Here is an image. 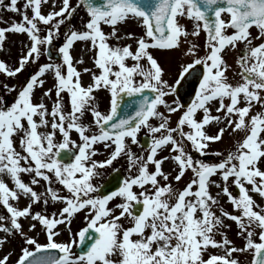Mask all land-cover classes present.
I'll use <instances>...</instances> for the list:
<instances>
[{
	"label": "snow or ice",
	"instance_id": "snow-or-ice-1",
	"mask_svg": "<svg viewBox=\"0 0 264 264\" xmlns=\"http://www.w3.org/2000/svg\"><path fill=\"white\" fill-rule=\"evenodd\" d=\"M45 4L50 7L47 13L42 12ZM81 5L89 19L82 30L69 28L63 33L58 47L61 62L38 65L19 90L4 85L17 95L10 105L3 104L0 97V206L8 214L0 215V232L6 234L0 238V247L9 235L19 233L24 238L25 246L15 264H239L233 254L245 252L252 256L250 264H264V205L250 194L264 199V169L260 167L264 163V0H79L75 6L71 0H60L58 9L56 0H24L22 7L18 0H0V10L21 17L19 22L0 27V48L7 32L26 34L30 42L18 66L11 68L0 61V72L15 77L49 52L61 36V26L70 22ZM181 19L192 22L191 32ZM129 20L143 29V35L135 38V50L131 44L110 45L109 39L133 38V33L118 35V25ZM40 25L45 26L43 35ZM104 25L110 32L105 33ZM253 26L258 30L255 36ZM201 31L206 36L202 56L198 45L188 42L189 36L198 37ZM254 40L261 42L254 45ZM77 41L86 42L95 51L93 64L98 73L75 66L71 49ZM182 43H189L183 55L191 59L180 64L170 83L151 50L178 51ZM240 43L244 48L236 63L241 79L233 84L226 75L229 65L224 52ZM129 59L132 64L127 63ZM198 65L202 66L199 73ZM49 72L55 83L43 96L51 99L54 95L51 109L43 99L33 102L34 90L43 87V77ZM82 72L91 75L87 86L81 81ZM189 76H195L198 87L191 102L182 104L178 93ZM100 89L110 94L107 112L95 103L94 93ZM125 97L134 98L127 105L130 112L123 111ZM213 104L217 105L216 114ZM256 105L261 110L252 114ZM161 106L167 115L160 111ZM86 112L91 114L90 123L83 122ZM174 113L180 114L173 127ZM153 118L159 123L154 125ZM222 122L224 127L216 134H208L207 126ZM226 128L244 136L226 155L217 152L216 162L194 160L185 150V144L190 143L192 149L205 153L210 142L222 139ZM142 129L151 134L143 155L130 146L139 143ZM73 132L79 142L72 138ZM15 137H19L20 151ZM98 144L108 151L104 160L94 159ZM166 148L169 155L158 158ZM121 156L126 158L129 172L135 169V174L125 177L116 190L97 195L100 189L94 178ZM167 160L176 166L172 177L176 182L191 171L183 189L173 188L164 172L162 165ZM23 174L30 182L22 179ZM4 175L13 187L4 181ZM213 176H219L220 182ZM41 181L45 182L43 193L35 188ZM229 182L238 189L237 195L229 190ZM211 186L220 192L213 195ZM62 191L67 194L61 195ZM221 193L239 214L222 207L220 215L216 214ZM21 197L28 201L24 207L13 203ZM117 198L120 202L109 207ZM50 202L62 207L50 214L33 211L34 204L46 209ZM82 210L87 224L71 234V220ZM21 218L36 221L30 228L35 229L38 223L46 242L28 236ZM224 218L236 223L238 235L245 241L243 247L234 246L220 232ZM60 225L70 232L67 241L56 239ZM218 233L223 239L214 238ZM86 241H91L86 249L81 248L78 254L73 251ZM209 246L220 253L205 258ZM9 255L0 258V264H8Z\"/></svg>",
	"mask_w": 264,
	"mask_h": 264
},
{
	"label": "rangeland",
	"instance_id": "rangeland-1",
	"mask_svg": "<svg viewBox=\"0 0 264 264\" xmlns=\"http://www.w3.org/2000/svg\"><path fill=\"white\" fill-rule=\"evenodd\" d=\"M8 0H5V3H7ZM19 6L22 7L24 0H18ZM49 3H51V0H49ZM71 3L73 6L77 5L79 3V0H71ZM56 6L57 9L60 6V0H56ZM50 10V7L48 4L42 5V12L47 13ZM30 14V13H29ZM0 16L3 17L2 20H0V27H8L12 22H19L21 20V17L18 14L9 12L7 10H0ZM89 19L86 10L84 7L81 5L76 13L73 15L71 18L70 22H66V26L62 25L61 26V36L53 41V44L50 46V51L47 53H43L39 60L34 62V63H29L26 65L25 69L22 70V72L18 73L15 77H8L6 76L3 72H0V97H2V103L5 105H10L11 103L14 102L17 91H11L9 92L7 89H5L4 85L7 84L8 86L12 87L15 86L17 90L22 87L27 79L30 78V75L33 74L35 71L38 69V65L44 64V63H60L61 62V57L58 54V47L62 45L64 36L63 33L68 31L69 28H74L77 30H82L83 24L87 22ZM180 23L183 24L189 32L192 31V22L187 19H181ZM42 32L41 34H45L43 29L45 28L44 25H40ZM118 35L121 37H125L127 33H133V38L132 39H127L123 38L119 41L115 39H109V44L110 45H120L123 46L125 44H131L132 49L135 50L136 48V43H135V38L139 37L140 35H143V29L140 27L135 20H129L126 23H122L118 25ZM103 30L105 33L110 32V27L107 25L103 26ZM230 31V30H229ZM257 29L252 27L251 32L252 35L255 36L257 34ZM6 39L3 42V47L0 48V61L5 62L9 67L14 68L18 66V60L20 56L27 51V46L29 45V38L26 34H21V33H16V32H7L6 34ZM205 40L206 36L203 31H201L200 35L198 37H188V42L189 43H195L198 45L199 48V55H204L206 49H205ZM260 40H254L253 44H258L260 43ZM189 43H182L181 45V50L178 51H163V50H157V49H152L153 55L158 59V61L161 63V65L165 69V79H168L169 82L171 83L177 76L179 72V67L180 64L182 63H187L190 62V57H185L183 55V51L189 46ZM244 48V44L240 43L238 44L237 48L231 49L228 48L224 52V59L229 65V68L227 70L226 75L228 76L229 82L235 84L240 81V68L237 65L236 61L241 55V50ZM71 54L73 56V62L75 66L77 67L78 70H82L83 68H90L92 71L97 72L98 70L95 68L93 64V57L95 55L94 50H90L89 45L86 42H81L77 41L74 45L73 48L71 49ZM77 60H83L82 64H77ZM128 64H132L133 61L129 59L127 61ZM45 80V83L43 87H37L34 90V95H33V102L34 103H39L41 102V99H43L44 103L51 109L52 106V100L54 99L53 97L50 99L48 97H44L43 93L46 89L52 88L55 79L52 73H46L45 76L43 77ZM81 81L82 83L87 86L91 82V75L90 73H84L82 72L81 75ZM192 88V87H191ZM96 100L95 103L97 104L99 110L102 112H107L109 107H110V94L104 90L100 89L95 91L94 93ZM168 101L171 102L173 99L172 96L167 97ZM181 102V101H180ZM227 103V101H226ZM217 105L213 104L212 105V111L213 114L215 113V107ZM65 107L66 109L68 108L67 104V96H65ZM261 106L256 105L252 109V114H255V112L260 111ZM160 111L165 112V109L161 106ZM167 115V113L165 112ZM180 113H174L171 115V121L170 125L175 126V122L178 119ZM222 116V113L220 114ZM199 118V117H198ZM92 121V117L90 113H85L83 117V122L84 123H90ZM154 125L158 124L159 121L156 119H152L151 121ZM219 127H224V123L220 124H211L207 126L206 131L210 135L216 134L217 130ZM187 127L185 128V131H187ZM40 131H45L44 128H41ZM147 133L146 129H142L141 132L138 134V141L140 143L141 136ZM150 134V133H148ZM151 135V134H150ZM244 136V133L242 132H233L231 128H226L224 135L220 141L216 142H210L208 145V148L205 153L197 152L194 149L191 148L190 143L185 144V150L190 152L191 155L193 156L194 160H204L205 162H216L219 157L216 155L217 152L227 154L229 151L234 150L235 145L238 141L242 140ZM72 138L76 139L78 141V136L75 132L72 133ZM15 141V146L17 148V151H20V146H19V137L14 138ZM79 142V141H78ZM132 144L130 145L132 150L136 152L137 154H146L147 149L143 148L140 146V144ZM96 148L99 149V152L94 159L97 160H104L108 156V151H106L103 148L102 144H98L95 146ZM169 155V152L167 148L160 152L158 154V158L162 156H167ZM23 163V162H22ZM170 164V165H168ZM260 167L264 169V163H261ZM162 168L165 173L169 174V181L172 183L173 188L175 189H183L186 184L189 182L190 178L192 177L191 171L186 172L185 176L179 181L176 182L172 179L173 176L176 175V166L171 160H167L163 163ZM120 170L124 178L129 176L130 174H135V169L132 170V172H129L128 169V162L125 157L121 156L118 160L113 162L112 166H109L104 169H100L99 171L101 172V175L98 177H95L93 180V183L100 187L101 184H103L108 176L110 175L111 172ZM3 179L6 183H8L9 187H13V183L11 179L7 176L4 175ZM22 179L27 183L30 182V177L27 174H23ZM213 180H216L217 182H220V177L219 176H213ZM163 183V181H161ZM45 182L41 181L40 185L35 186L36 190L38 192L43 193L45 191ZM56 188H61L62 186L55 184L53 185ZM250 187V186H249ZM136 191H139V189H135ZM229 190L232 192V194L235 196L238 193L236 192V187L229 182ZM210 191L212 192L213 195H216L218 192H220V189H218L215 186H211ZM61 195H66V191H62L60 193ZM99 195V193H96ZM253 195L254 199L257 201V203L264 205V199H262L258 194L255 193H250ZM219 199V205L216 207L215 211L217 215H220L219 208L222 207L225 211H228L233 214H239L236 212L235 209H233L231 203L228 201V197L221 195L218 197ZM119 199H114L113 201L110 202L109 207H112L114 204L119 203ZM18 204L19 207H24L28 201L26 198L21 197V199L18 202H13ZM62 205H58V202H50L49 205L46 207L42 204H34L33 205V211H45L46 214H50L52 212L57 211L59 208H61ZM0 215H5L7 216L6 210L0 206ZM86 215V211L82 210L81 212L77 213L71 220V224L69 225L71 234H75L78 232L80 229L86 226L87 221L84 219ZM20 222L23 225L24 231L27 233L28 236L35 237L39 242L44 243L46 242V237L45 233L41 230V226L37 223V226L35 229L30 228V224L36 223V221H32L30 219H24L21 218ZM7 223V221H5ZM125 226H128L127 221H123ZM224 227L220 229V232L226 235L227 239L233 242V245L236 247H243L245 241L244 239L238 235V227L236 223L230 219L224 218ZM60 235L56 237L58 241H67L70 238V232L64 228V225H60ZM6 234L3 232H0V238L4 237ZM135 238V237H134ZM216 240H221L223 239V236L221 234H216L214 237ZM25 246L24 245V238L19 235V233H16L15 235H9L7 242L3 245V247H0V258H2L5 255H9V260L8 264H15L18 256L21 254V248ZM77 246H74L73 251L76 253L75 249ZM220 249L217 248H212L208 250L206 253H204L205 258H207L208 254H217L220 253ZM234 257L238 258L239 264H250V261L252 259V256L250 253H234Z\"/></svg>",
	"mask_w": 264,
	"mask_h": 264
},
{
	"label": "water",
	"instance_id": "water-1",
	"mask_svg": "<svg viewBox=\"0 0 264 264\" xmlns=\"http://www.w3.org/2000/svg\"><path fill=\"white\" fill-rule=\"evenodd\" d=\"M95 2L101 3L103 2V0H95ZM197 73H199L198 68H197ZM192 83H194L195 85L197 84L195 80V76H189L187 81L183 82V87L179 89L178 94L183 98L184 100L183 104H188L190 102L191 95L189 94L188 89H189L190 84ZM133 99L134 98L125 97V104L122 106L124 112L131 111V109H129L127 105L132 103ZM149 143H150V138L147 136H144L142 139L141 145L148 147ZM122 180H123V177L120 172L112 173L110 177L108 178V180L106 181V183H104L102 187L100 188V193L104 195V194H108L111 191L116 190V188L119 187V185L121 184ZM90 242L91 241H86L84 245L79 246L78 247L79 252L81 251V248L86 249Z\"/></svg>",
	"mask_w": 264,
	"mask_h": 264
},
{
	"label": "bare ground",
	"instance_id": "bare-ground-1",
	"mask_svg": "<svg viewBox=\"0 0 264 264\" xmlns=\"http://www.w3.org/2000/svg\"><path fill=\"white\" fill-rule=\"evenodd\" d=\"M168 165H170V164H168ZM58 205H60V203H58ZM211 249V246H209V249L208 250H210Z\"/></svg>",
	"mask_w": 264,
	"mask_h": 264
},
{
	"label": "flooded vegetation",
	"instance_id": "flooded-vegetation-1",
	"mask_svg": "<svg viewBox=\"0 0 264 264\" xmlns=\"http://www.w3.org/2000/svg\"><path fill=\"white\" fill-rule=\"evenodd\" d=\"M145 134V133H144ZM76 251V250H75ZM76 253H77V251H76ZM78 254V253H77Z\"/></svg>",
	"mask_w": 264,
	"mask_h": 264
}]
</instances>
